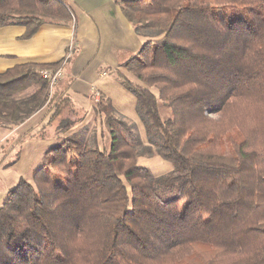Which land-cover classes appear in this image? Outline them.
<instances>
[{"label": "trees", "instance_id": "1", "mask_svg": "<svg viewBox=\"0 0 264 264\" xmlns=\"http://www.w3.org/2000/svg\"><path fill=\"white\" fill-rule=\"evenodd\" d=\"M118 4L149 37L122 65L136 82L123 73L118 80L136 100L151 147L138 150L112 104L98 102L108 151L92 138L44 152L45 165L0 207V264H264V0ZM72 21L58 0H0V29L22 26L23 39L44 23ZM58 67L0 73V126H18L44 107L41 75ZM157 99L169 118H160ZM66 121L57 133L76 122ZM151 148L171 163L166 174L137 166Z\"/></svg>", "mask_w": 264, "mask_h": 264}, {"label": "crops", "instance_id": "2", "mask_svg": "<svg viewBox=\"0 0 264 264\" xmlns=\"http://www.w3.org/2000/svg\"><path fill=\"white\" fill-rule=\"evenodd\" d=\"M58 1L70 10L72 23H44L29 39L22 38V26L0 29V73L25 64H59L62 77L52 88L56 87L57 95L69 102L76 115L94 113L103 100L115 108V93L122 88L118 80L122 65L136 56L149 37L146 32L139 35L123 17L121 0ZM42 112L18 126L0 127V142L18 137L16 142L30 145V154L36 155L39 138H31V130L46 123ZM51 143L54 147L55 140Z\"/></svg>", "mask_w": 264, "mask_h": 264}, {"label": "rangeland", "instance_id": "3", "mask_svg": "<svg viewBox=\"0 0 264 264\" xmlns=\"http://www.w3.org/2000/svg\"><path fill=\"white\" fill-rule=\"evenodd\" d=\"M225 13L229 17L239 15V12H232L229 9H227ZM121 73L127 76L128 79L134 80L131 75L126 73L123 68H121ZM151 90L153 91V93H155L153 88H151ZM48 91V100L42 108V113L44 115L42 119H46V123L40 124L39 127L41 128L37 130H35L34 127L31 130L32 136H37L39 138L37 139L39 141L35 143L37 144V154H30V145L18 144V142H16L18 137H7L6 140L3 139L0 142V207L8 198L9 192L14 189V187L20 180H24L30 183L34 172L38 168L45 165L43 154L53 147V141L51 143V140L54 139V146H57L66 140L81 143L84 142L83 140L87 139L86 142L92 144L93 138L100 151H108L110 145V136L108 129L104 126V123L100 120V118L92 112H88V115L85 116L84 114H71L70 116H68V108L62 105L61 102L63 100L61 99V96H54L53 88H48ZM25 93L28 94L30 93V91H27ZM114 99V109L117 118L125 121L126 124L130 127L129 132L122 131L123 136L128 141L133 142L134 146L135 143L136 146L140 144L139 146H137V149H144L145 152L151 146L146 143L144 126L139 120L136 109V100L134 96L122 87L120 89V92L115 93ZM57 111L59 112V115H55V112ZM157 111L162 120H165L170 116L169 109L165 107L158 99ZM208 116L211 119L216 118L215 114H209ZM66 118H69L70 121L75 120V125L70 129H66V131L57 133L56 128L62 125V122H67ZM33 122L34 121H31V123ZM1 133L2 132H0V134ZM7 136H10V134H7ZM45 146H47V150L42 152L43 150L41 149ZM151 151L153 153L150 155L145 153L142 154L141 152L139 153L137 157V166L147 169L150 175L153 177L161 176L169 172L172 167L171 163L161 160L154 153L153 148H151Z\"/></svg>", "mask_w": 264, "mask_h": 264}, {"label": "built area", "instance_id": "4", "mask_svg": "<svg viewBox=\"0 0 264 264\" xmlns=\"http://www.w3.org/2000/svg\"><path fill=\"white\" fill-rule=\"evenodd\" d=\"M42 79L47 81L49 88L55 86L56 82L62 77V70L58 69L56 71H45L41 75Z\"/></svg>", "mask_w": 264, "mask_h": 264}]
</instances>
